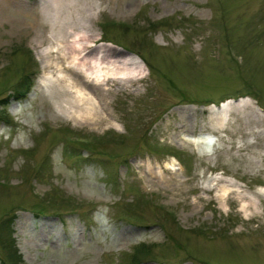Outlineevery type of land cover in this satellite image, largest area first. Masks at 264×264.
<instances>
[{
  "label": "rangeland",
  "instance_id": "rangeland-1",
  "mask_svg": "<svg viewBox=\"0 0 264 264\" xmlns=\"http://www.w3.org/2000/svg\"><path fill=\"white\" fill-rule=\"evenodd\" d=\"M85 74L97 113L53 106ZM10 237L18 264H264V0H0V264Z\"/></svg>",
  "mask_w": 264,
  "mask_h": 264
},
{
  "label": "bare ground",
  "instance_id": "bare-ground-1",
  "mask_svg": "<svg viewBox=\"0 0 264 264\" xmlns=\"http://www.w3.org/2000/svg\"><path fill=\"white\" fill-rule=\"evenodd\" d=\"M78 39L79 38H78V34H77L74 36L73 41H74L75 45L78 47L79 51L82 52V51L86 50L87 52L85 54H83V57L79 58V57H77L76 54L73 53V51H70L69 57L62 59L67 64V65H65V69L68 72L76 73V74L79 73V72H77L78 71V69H77L78 62L85 63L89 58H92V57L88 56V54L91 52V50H88L87 45L83 44L82 42H79ZM91 61L95 62L94 60H91ZM96 62L99 64H97L95 66L97 69H96L95 77L92 79L93 83L99 84V83L104 82V81L106 82V81L116 80L119 83L124 84L125 82H127V80L130 81L132 79H137L136 78L137 74L131 75L122 69H114V70H107V71L101 72L100 69L102 67L100 65V62L99 61H96ZM135 63H137V62H135ZM43 65H44V63H43ZM57 66L60 67V64H58ZM135 66L138 67L137 64ZM138 73H140V72H138ZM85 77L87 78L88 75L85 74ZM88 79L89 78L85 79L86 81L82 80L81 85L76 87L74 84H79V83H77L76 80H73V77L66 75L64 88L66 89L67 87L72 86L73 87L71 90L72 92H70L69 95L61 94L60 92H58L57 99H54L52 101L53 106L58 107V108H63L68 113H71L72 115H75V116H81V117H89V115L97 113V105L95 104L96 100L92 96L91 90H89L92 87L90 86L91 84L87 83ZM42 86H43V84L41 82H38L36 89H39ZM15 107L17 108L16 109L17 111L22 109V107L19 105H16ZM97 118H98L97 122L101 120V118H99V116ZM216 125H218V122H215V124H212L211 128L216 129ZM188 141H192L193 143L197 144L198 146L200 143H203L206 141V142H208V145L211 149V144L213 147L215 144L216 138L209 132H200L195 139H191ZM211 152H208V154H211ZM167 168H168L167 166H164V169H167ZM148 170L151 174L154 175L151 178H154V179L161 178L159 176V174H157L151 167L150 168L148 167ZM235 186H236V181L234 179L229 178V177L226 179H222L219 175H213L207 179L203 188H204V190H208V191L209 190H215L216 191L215 197L218 200L222 201V200H225L226 196L229 195L232 191L236 190ZM121 233L124 236L123 231L122 232L120 231L119 235H121Z\"/></svg>",
  "mask_w": 264,
  "mask_h": 264
},
{
  "label": "trees",
  "instance_id": "trees-1",
  "mask_svg": "<svg viewBox=\"0 0 264 264\" xmlns=\"http://www.w3.org/2000/svg\"><path fill=\"white\" fill-rule=\"evenodd\" d=\"M151 26L152 24L149 23ZM33 85V79L27 78V74H22L21 78L18 82L14 85V90L12 93V99L18 100L24 98V96L29 92L31 89V86ZM5 104V103H3ZM4 222L7 224V221L4 220ZM10 235L8 233L7 237ZM7 245L9 247V252L7 254V263L8 264H18L20 261V255L17 252V249L13 245V240H11V237L7 240ZM141 252H147V249L144 247L136 248L135 251L130 255L129 260L131 261V264H136L138 262L139 256H141ZM6 263V261H5Z\"/></svg>",
  "mask_w": 264,
  "mask_h": 264
}]
</instances>
